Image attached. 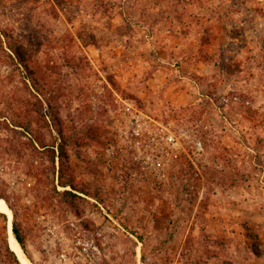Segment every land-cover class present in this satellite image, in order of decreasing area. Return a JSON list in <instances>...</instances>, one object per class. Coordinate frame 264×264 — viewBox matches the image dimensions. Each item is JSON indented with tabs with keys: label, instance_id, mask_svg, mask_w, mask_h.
<instances>
[{
	"label": "rangeland",
	"instance_id": "rangeland-1",
	"mask_svg": "<svg viewBox=\"0 0 264 264\" xmlns=\"http://www.w3.org/2000/svg\"><path fill=\"white\" fill-rule=\"evenodd\" d=\"M0 199V264H264V0H0Z\"/></svg>",
	"mask_w": 264,
	"mask_h": 264
},
{
	"label": "bare ground",
	"instance_id": "bare-ground-1",
	"mask_svg": "<svg viewBox=\"0 0 264 264\" xmlns=\"http://www.w3.org/2000/svg\"><path fill=\"white\" fill-rule=\"evenodd\" d=\"M0 212L6 213L9 217V219L11 220L10 209L8 208L7 204H5L1 199H0ZM7 236H8V242H9V245H10L12 251L16 253V255L20 258L22 263L23 264H32L25 257L23 248L15 237L11 221L9 222V226L7 228Z\"/></svg>",
	"mask_w": 264,
	"mask_h": 264
},
{
	"label": "trees",
	"instance_id": "trees-1",
	"mask_svg": "<svg viewBox=\"0 0 264 264\" xmlns=\"http://www.w3.org/2000/svg\"><path fill=\"white\" fill-rule=\"evenodd\" d=\"M224 10H225L224 13H233V12H234V11H231L230 8H227V9H224ZM222 13H223V12H222ZM18 54H19V53H18ZM61 150H62L63 154H65L63 148H62ZM13 232H14V234H15L16 239L18 240V242L21 244V246H22L23 249L25 250V249H26V246H25V239H24V237L21 235V233H20V231H19V229L17 228L16 225H14V227H13Z\"/></svg>",
	"mask_w": 264,
	"mask_h": 264
},
{
	"label": "built area",
	"instance_id": "built-area-1",
	"mask_svg": "<svg viewBox=\"0 0 264 264\" xmlns=\"http://www.w3.org/2000/svg\"><path fill=\"white\" fill-rule=\"evenodd\" d=\"M199 145L201 146V143H199Z\"/></svg>",
	"mask_w": 264,
	"mask_h": 264
}]
</instances>
